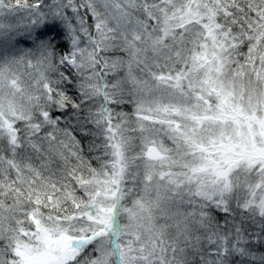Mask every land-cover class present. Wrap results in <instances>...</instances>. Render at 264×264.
<instances>
[{
	"label": "snow or ice",
	"instance_id": "1",
	"mask_svg": "<svg viewBox=\"0 0 264 264\" xmlns=\"http://www.w3.org/2000/svg\"><path fill=\"white\" fill-rule=\"evenodd\" d=\"M0 264H264V0H0Z\"/></svg>",
	"mask_w": 264,
	"mask_h": 264
}]
</instances>
